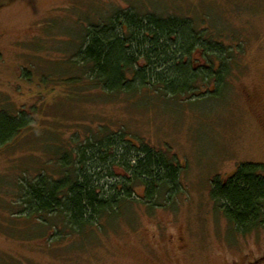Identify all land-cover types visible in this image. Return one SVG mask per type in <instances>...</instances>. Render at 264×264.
<instances>
[{
	"label": "rangeland",
	"instance_id": "1",
	"mask_svg": "<svg viewBox=\"0 0 264 264\" xmlns=\"http://www.w3.org/2000/svg\"><path fill=\"white\" fill-rule=\"evenodd\" d=\"M129 8L204 24L210 16L227 42L243 46L228 87L190 101L93 87L76 57L85 29ZM20 110L34 123L0 146V264H264V229L235 231L210 197L214 178L264 164V0H0V112ZM104 125L136 147L174 155L179 192L149 207L136 185L115 216L82 233L59 217L27 216L20 185L59 178L65 150L75 160ZM126 176L116 164L100 184L119 186Z\"/></svg>",
	"mask_w": 264,
	"mask_h": 264
},
{
	"label": "trees",
	"instance_id": "2",
	"mask_svg": "<svg viewBox=\"0 0 264 264\" xmlns=\"http://www.w3.org/2000/svg\"><path fill=\"white\" fill-rule=\"evenodd\" d=\"M212 23L210 16L204 24L188 14L121 9L85 29L77 62L90 74L93 87L107 94L131 97L145 91L146 97L189 101L208 97L228 87L243 53L241 43L227 42L228 36ZM32 117L25 110L0 112V146L32 126ZM120 133L100 126L78 146L75 160L74 149L61 155L59 178L45 174L21 184L26 215L59 217L68 231L82 233L99 218L115 216L136 185L145 187L149 207L159 205L164 192L171 197L179 192L180 165L174 155L166 158L147 143L136 147L125 139L127 133ZM116 164L128 176L119 186L101 185L102 172ZM211 185L215 208L235 231L246 235L264 229V164L242 163Z\"/></svg>",
	"mask_w": 264,
	"mask_h": 264
}]
</instances>
